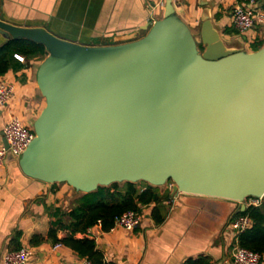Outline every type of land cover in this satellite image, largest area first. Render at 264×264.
<instances>
[{"label": "water", "instance_id": "1", "mask_svg": "<svg viewBox=\"0 0 264 264\" xmlns=\"http://www.w3.org/2000/svg\"><path fill=\"white\" fill-rule=\"evenodd\" d=\"M145 31L87 46L0 20L5 43L47 53L36 74L45 106L20 172L81 194L171 182V196L227 200L244 212V199L264 193V45L227 49L208 15L195 35L173 0Z\"/></svg>", "mask_w": 264, "mask_h": 264}, {"label": "crops", "instance_id": "2", "mask_svg": "<svg viewBox=\"0 0 264 264\" xmlns=\"http://www.w3.org/2000/svg\"><path fill=\"white\" fill-rule=\"evenodd\" d=\"M158 0H0V20L26 29H43L71 43L87 46L111 45L120 39L137 40L146 35L145 28L161 20L164 9L153 10ZM237 0H173L175 15L193 34H198L205 15L227 49L247 53L264 45L259 29L238 34L231 26L230 12ZM264 10V0H257ZM165 8V7H164ZM5 40L0 36V46ZM16 59V58H15ZM41 58L23 60L19 69L0 76V84L13 86V94L0 114L2 128L17 118L32 126L45 106L36 83ZM167 185V184H166ZM164 185L154 187L159 203L141 206L140 225L132 232L118 227L105 231L100 225L87 235L93 240L104 264H186L204 258L208 264H232L231 251L238 235L228 226L240 206L236 202L178 194ZM145 187H142L144 189ZM168 199H164L166 195ZM66 184H44L26 178L17 160L6 158L0 169V264L15 233L21 234L20 248L31 255L26 264H83L71 249L48 239L50 212L69 211L81 196ZM157 210V223L153 210ZM66 235L58 234L59 238ZM39 236L38 243H31ZM261 264H264V254Z\"/></svg>", "mask_w": 264, "mask_h": 264}, {"label": "trees", "instance_id": "3", "mask_svg": "<svg viewBox=\"0 0 264 264\" xmlns=\"http://www.w3.org/2000/svg\"><path fill=\"white\" fill-rule=\"evenodd\" d=\"M261 47L254 48L257 51ZM15 55L32 60L44 58L47 53L43 46L26 41L10 40L0 46V76L9 70L19 69L22 65ZM143 185V186H139ZM142 187H145L142 189ZM156 189L144 183L111 184L107 187H99L89 194H82L72 205L69 211L60 208L50 212V228L48 239L56 245L65 246L81 258L91 261L93 264H104L102 255L96 250L93 240L86 237L77 239L76 235H86L88 229L100 223L105 231L114 225V219L127 211L139 212L141 206L151 203H159L161 197ZM167 194L164 199H168ZM153 216L157 223L162 219L157 218V210H153ZM248 216L251 226L238 235L237 241L240 247L264 254V204L259 208H250L244 212L237 211L233 218ZM65 232L62 238L58 234ZM21 234L15 233L9 242L11 251L20 249ZM39 236H34L31 243H38ZM186 264H208L204 258L189 260Z\"/></svg>", "mask_w": 264, "mask_h": 264}, {"label": "built area", "instance_id": "4", "mask_svg": "<svg viewBox=\"0 0 264 264\" xmlns=\"http://www.w3.org/2000/svg\"><path fill=\"white\" fill-rule=\"evenodd\" d=\"M165 0H158L153 5V10H163ZM231 26L238 34H244L254 29H259L264 34V10L260 9L257 0H237L230 12ZM153 24V23H152ZM151 24V25H152ZM18 61L23 62L24 58L14 56ZM13 94V86L0 84V114L3 107L9 102ZM2 138L5 140L7 148L3 142L0 145V169L4 167L6 158L11 156L19 160L27 147L34 139L33 129L24 125L19 119L11 118L2 128ZM172 186V185H171ZM240 205V203H238ZM245 209L259 208L264 204V193L260 197H248L242 201ZM141 216L139 212L127 211L114 219L113 227L121 228L127 232H132L140 225ZM100 225V223L96 224ZM101 226V225H100ZM235 233L240 234L251 226L248 216L232 218L228 224ZM89 230V229H88ZM88 230L86 235L88 234ZM61 245H56L59 248ZM31 253L27 248H20L16 251L5 252L2 257L3 264H26ZM262 255L236 244L231 251L230 261L232 264H261ZM83 264H93L86 260Z\"/></svg>", "mask_w": 264, "mask_h": 264}, {"label": "rangeland", "instance_id": "5", "mask_svg": "<svg viewBox=\"0 0 264 264\" xmlns=\"http://www.w3.org/2000/svg\"><path fill=\"white\" fill-rule=\"evenodd\" d=\"M45 59V57L44 58H41V60L40 61H43ZM28 126V125H27ZM28 127H31L32 128V126H28ZM17 162H18V160H17ZM172 185V183L171 182H169V183H167V188L169 189V190H171L170 188V186ZM139 186H143V185H139Z\"/></svg>", "mask_w": 264, "mask_h": 264}]
</instances>
